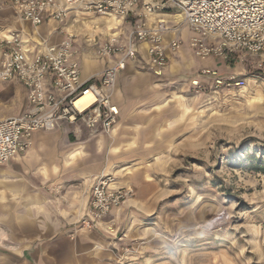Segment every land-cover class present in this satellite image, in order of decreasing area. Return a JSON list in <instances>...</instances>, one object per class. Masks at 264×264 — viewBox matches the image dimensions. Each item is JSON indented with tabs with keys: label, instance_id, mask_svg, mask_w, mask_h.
Wrapping results in <instances>:
<instances>
[{
	"label": "rangeland",
	"instance_id": "obj_1",
	"mask_svg": "<svg viewBox=\"0 0 264 264\" xmlns=\"http://www.w3.org/2000/svg\"><path fill=\"white\" fill-rule=\"evenodd\" d=\"M5 10L16 11L14 0H0V16ZM176 53L160 86L176 93L185 132L158 172L160 199L151 208L135 207L130 187L132 196L117 208L118 225L88 229L76 219L72 235L100 229L111 238L105 254L74 264H264V173L254 168L264 160V55L201 60L185 45ZM206 67L214 73H201ZM232 74L244 84H228ZM48 191L60 197L61 190ZM20 192L0 201L6 233L0 264H23L5 247L12 233L24 232ZM48 252L56 253L43 251L35 264H57Z\"/></svg>",
	"mask_w": 264,
	"mask_h": 264
},
{
	"label": "crops",
	"instance_id": "obj_2",
	"mask_svg": "<svg viewBox=\"0 0 264 264\" xmlns=\"http://www.w3.org/2000/svg\"><path fill=\"white\" fill-rule=\"evenodd\" d=\"M165 18L170 20L169 16ZM42 19L40 25L34 26L17 11L5 10L0 16V34L19 31L30 51L45 42L55 44L69 39L78 52L84 79L99 78L106 64L105 59L94 56L93 45L104 41L117 29L128 31L134 22L128 17L119 26L114 17L85 11L78 2L72 4L63 22L45 15ZM184 28L187 27L182 28L184 45L193 55L186 43L191 32L184 34ZM164 39L168 61L162 74L148 70L144 44L140 45L139 57L128 60L125 69L118 74L113 101L119 115L109 135L89 136L82 128L80 135L75 136L72 127L64 123L55 131H34L27 151L0 164V201L9 193L15 195L21 191L24 197L20 199L26 202L25 213L17 217L24 220L20 228L24 232L12 233V239L5 246L22 258L23 264H35L43 251L50 248H55L56 253H48L57 264L79 263L106 253L111 237L104 231L82 230L72 235L73 222L81 217L89 201L94 176L109 173L114 176L116 186L132 187L131 204L135 207L151 208L160 199L158 172L163 170L161 164L168 160L170 148L182 141L185 132L183 111L178 106L176 93L170 95L160 86L170 61L175 60L173 55L179 53L168 47L169 33ZM185 53L187 50L183 48L181 54ZM26 107V90L18 79L0 82V119L19 115ZM10 182L16 186H11ZM52 188L61 190L60 197L48 191ZM116 215L117 208H113L104 219L106 225H118L120 219ZM48 218L49 228L46 226ZM31 225L33 230H30ZM47 242L51 247L43 244Z\"/></svg>",
	"mask_w": 264,
	"mask_h": 264
},
{
	"label": "built area",
	"instance_id": "obj_3",
	"mask_svg": "<svg viewBox=\"0 0 264 264\" xmlns=\"http://www.w3.org/2000/svg\"><path fill=\"white\" fill-rule=\"evenodd\" d=\"M75 2L85 11L114 17L119 26L132 17L133 25L128 31L117 29L93 45L94 56L106 60L97 79L82 78L78 52L69 39L45 42L30 51L19 31L0 38V82L18 79L27 94L22 113L0 119V164L27 151L34 131H55L64 123L75 136L82 128L89 136L109 135L119 115L113 101L118 74L128 60L139 57L141 44L145 45L148 70L162 74L168 61L164 37L170 34L168 47L177 52L184 43L183 26L191 32L188 47L201 60L264 55V0H14V7L22 19L37 26L44 15L65 21ZM227 82L244 84L233 74ZM85 96L90 99L87 103L80 101ZM90 189L79 219L80 226L88 229L103 228L109 212L133 193L130 187L116 186L109 173L94 176ZM5 234L0 227V244Z\"/></svg>",
	"mask_w": 264,
	"mask_h": 264
},
{
	"label": "trees",
	"instance_id": "obj_4",
	"mask_svg": "<svg viewBox=\"0 0 264 264\" xmlns=\"http://www.w3.org/2000/svg\"><path fill=\"white\" fill-rule=\"evenodd\" d=\"M259 160H262V159H259ZM263 162V165H256L254 168L256 171H261L264 173V160H262Z\"/></svg>",
	"mask_w": 264,
	"mask_h": 264
},
{
	"label": "bare ground",
	"instance_id": "obj_5",
	"mask_svg": "<svg viewBox=\"0 0 264 264\" xmlns=\"http://www.w3.org/2000/svg\"><path fill=\"white\" fill-rule=\"evenodd\" d=\"M194 83H196V81H193ZM90 99H89V97H82L81 99H80V101H83V103H87L88 101H89Z\"/></svg>",
	"mask_w": 264,
	"mask_h": 264
}]
</instances>
